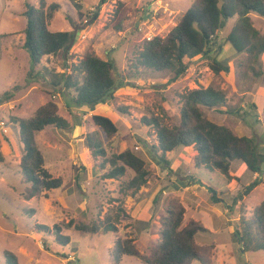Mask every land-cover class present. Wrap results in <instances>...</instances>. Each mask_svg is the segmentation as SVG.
<instances>
[{
	"label": "rangeland",
	"instance_id": "1",
	"mask_svg": "<svg viewBox=\"0 0 264 264\" xmlns=\"http://www.w3.org/2000/svg\"><path fill=\"white\" fill-rule=\"evenodd\" d=\"M25 1L39 2L0 0V34H5L0 39V95L18 88L10 101L0 104V151L4 158L0 162V264H7L6 250L17 255L19 264H112L109 254L119 236L133 238L139 250L147 253L159 241V220L172 198L185 208L184 223L194 219L205 226L206 231L198 232L195 240L209 248L210 264H241L242 260L264 264V250L242 253L233 236L239 219L252 218L255 207L264 201V182L239 199V192L256 177L242 161H232L230 172L237 179L228 180L218 172L196 168L190 147L167 152L168 163L160 159L161 151L156 148L154 120L167 126L179 123L180 95L211 85L224 93L225 102L215 109L203 108L205 116L237 135L254 136L258 150L264 152V55L261 66L254 64L257 75L245 68L244 54L223 42L234 18L227 20L217 36V44H223L217 59L229 66V72L214 73L208 66L210 60L197 55L184 59L187 71L171 82V71L139 65L138 54L147 37L166 36L193 0H46L48 5L55 2L60 6L49 29L73 31L74 42L66 52L43 56L27 75L31 63L22 47ZM96 11L97 19L92 21ZM250 17L264 36V17L256 13ZM86 52L110 59L116 77L113 97L93 109L77 107L72 100L74 92L64 89L62 81L52 86L59 74H71ZM72 74L77 79L81 76L78 70ZM49 100L56 103L67 127L49 125L36 134V142L45 168L60 177L62 185L26 200L19 166L22 144L13 118L28 117ZM92 114L109 117L117 132L107 136L94 125ZM87 134L101 141L105 157L91 154L85 142ZM126 149L145 160L149 173L146 183L133 195L120 191L133 176L131 169L126 168L118 179L102 176L109 169L105 158ZM207 186L216 189L221 202H211ZM106 215L116 231L100 230L90 235L74 229L76 223L101 222ZM70 221L73 223L67 227ZM38 224L61 226L70 242L58 244L54 234L37 232ZM115 264L144 263L124 255Z\"/></svg>",
	"mask_w": 264,
	"mask_h": 264
},
{
	"label": "trees",
	"instance_id": "2",
	"mask_svg": "<svg viewBox=\"0 0 264 264\" xmlns=\"http://www.w3.org/2000/svg\"><path fill=\"white\" fill-rule=\"evenodd\" d=\"M123 4L120 3V6ZM22 16L26 20L22 47L27 51L31 74L43 56L66 52L74 42L73 31H51L49 22L59 10L58 3L49 5L46 0H39L38 5L29 1L23 3ZM250 13L264 17V0H193L189 7L180 14L176 24L166 36H153L142 44L138 54V64L154 71L172 72L169 81H175L188 69L185 58L197 55L206 56L210 61L209 68L214 73L229 72V66L217 59L222 52L223 44H217L218 32L229 18H234L233 25L223 42H229L236 53L244 54L245 68L253 73L254 64L261 66L264 55V36L254 27ZM98 12L91 16L96 20ZM119 28V25H116ZM5 34H0L4 36ZM213 52V54H211ZM114 64L110 59H102L93 52H86L71 74L61 73L52 86L60 85L73 91V103L77 107L86 106L93 109L104 104L113 97L116 77L113 75ZM81 73L79 79L73 71ZM246 72L244 73V75ZM18 89V88H17ZM14 87L0 95V104L10 101L15 96ZM181 108L179 123L172 126L160 124L154 120L156 127L157 146L161 151L160 159L168 163L165 154L179 146L190 147L194 151L193 163L196 168L204 167L224 175L228 180L237 179L231 174L230 167L234 160H240L256 177L239 192L238 198L249 196L251 191L264 182V152L258 150L254 136L237 135L225 125L208 119L203 108L215 109L225 102V95L220 89L209 85L190 89L180 95ZM18 128L19 141L22 144L20 157V175L25 184L23 197L26 200L41 195L44 191L59 188L60 177H54L44 166V158L36 142V134L49 125L66 128L67 121L58 114L55 102L49 100L41 105L28 117H14ZM92 122L101 128L107 136L117 132L116 124L107 116L92 114ZM87 147L93 156L105 157V150L100 140L92 134L85 138ZM155 147V146H153ZM0 151V162L3 161ZM109 169L103 173L106 179H118L124 175L126 168L133 171V176L121 185L123 194L133 195L144 185L148 178L145 160L131 149L112 154L105 158ZM200 183V182H199ZM187 184V183H186ZM213 203L221 202L217 191L212 186L206 187ZM235 201V200H234ZM229 210H233L227 205ZM185 208L181 202L172 198L168 202L165 213L160 217V237L147 253L139 250L131 237H117L110 251L112 264L121 261L124 255L140 259L144 264H210L208 247L199 245L195 236L206 231L199 221L190 219L184 223ZM72 221L66 224L72 225ZM74 229L80 234H97L100 230L116 231L110 215L101 222L91 221L86 224L76 223ZM37 232L54 234L55 241L60 245L70 242L68 235L62 233L59 225L51 228L44 224L36 226ZM235 241L244 252L264 250V201L257 205L253 217L239 219L238 226L233 229ZM211 247V246H209ZM7 264H19L17 255L12 251H4ZM241 264H247L244 260Z\"/></svg>",
	"mask_w": 264,
	"mask_h": 264
},
{
	"label": "built area",
	"instance_id": "3",
	"mask_svg": "<svg viewBox=\"0 0 264 264\" xmlns=\"http://www.w3.org/2000/svg\"><path fill=\"white\" fill-rule=\"evenodd\" d=\"M147 39H150V37H147ZM2 123L4 124V122H2ZM3 124H2V125H3Z\"/></svg>",
	"mask_w": 264,
	"mask_h": 264
},
{
	"label": "water",
	"instance_id": "4",
	"mask_svg": "<svg viewBox=\"0 0 264 264\" xmlns=\"http://www.w3.org/2000/svg\"><path fill=\"white\" fill-rule=\"evenodd\" d=\"M242 253H243V250H242Z\"/></svg>",
	"mask_w": 264,
	"mask_h": 264
},
{
	"label": "crops",
	"instance_id": "5",
	"mask_svg": "<svg viewBox=\"0 0 264 264\" xmlns=\"http://www.w3.org/2000/svg\"><path fill=\"white\" fill-rule=\"evenodd\" d=\"M250 15H251V13H250Z\"/></svg>",
	"mask_w": 264,
	"mask_h": 264
}]
</instances>
